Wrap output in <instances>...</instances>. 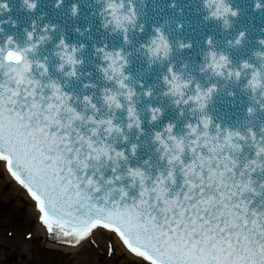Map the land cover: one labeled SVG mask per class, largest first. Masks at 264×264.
I'll return each mask as SVG.
<instances>
[{
	"label": "snow or ice",
	"instance_id": "obj_1",
	"mask_svg": "<svg viewBox=\"0 0 264 264\" xmlns=\"http://www.w3.org/2000/svg\"><path fill=\"white\" fill-rule=\"evenodd\" d=\"M0 227L264 264V0H0Z\"/></svg>",
	"mask_w": 264,
	"mask_h": 264
},
{
	"label": "rangeland",
	"instance_id": "obj_2",
	"mask_svg": "<svg viewBox=\"0 0 264 264\" xmlns=\"http://www.w3.org/2000/svg\"><path fill=\"white\" fill-rule=\"evenodd\" d=\"M8 227L10 230L14 227L15 225H5ZM3 227H0V240L3 239ZM19 235V233H17ZM7 243V248H0V255L1 257L3 254H9V252L15 253L18 258H20V255L22 254L23 256L30 257V255L37 256L38 261L35 263H56V264H81V261L85 259V257L81 256L78 252L70 255L66 254H53L49 249L48 246L46 245L47 243L43 242L40 243L36 246L33 247L32 250H29V246L23 244L19 239L15 242L13 241H5ZM42 258V261H39V258ZM98 259V257H97ZM34 262V261H32ZM2 263H7V261L2 260L0 264ZM29 263V261L27 262ZM124 264V262H122Z\"/></svg>",
	"mask_w": 264,
	"mask_h": 264
},
{
	"label": "flooded vegetation",
	"instance_id": "obj_3",
	"mask_svg": "<svg viewBox=\"0 0 264 264\" xmlns=\"http://www.w3.org/2000/svg\"><path fill=\"white\" fill-rule=\"evenodd\" d=\"M50 250V249H49ZM52 252V250H50ZM53 254H57L59 255V253H55L54 251L52 252ZM15 253L13 252H9V254H3V256L1 257L0 255V262L2 260L7 261V263H2V264H42V263H35L38 261L37 256H33L30 255V257H27V259L25 260L22 254L20 255V258H18L16 255H14ZM29 261V263H27ZM34 261V262H32ZM39 261H42V258H39ZM43 264H56V263H43Z\"/></svg>",
	"mask_w": 264,
	"mask_h": 264
},
{
	"label": "bare ground",
	"instance_id": "obj_4",
	"mask_svg": "<svg viewBox=\"0 0 264 264\" xmlns=\"http://www.w3.org/2000/svg\"><path fill=\"white\" fill-rule=\"evenodd\" d=\"M47 243V242H46ZM47 246L49 249L52 250V252L54 251L55 253H60V254H74L77 251L73 250V249H69V248H65V247H56V245H49V243H47ZM103 246V242H101V247Z\"/></svg>",
	"mask_w": 264,
	"mask_h": 264
},
{
	"label": "water",
	"instance_id": "obj_5",
	"mask_svg": "<svg viewBox=\"0 0 264 264\" xmlns=\"http://www.w3.org/2000/svg\"><path fill=\"white\" fill-rule=\"evenodd\" d=\"M247 22V21H246ZM252 23L256 26V27H260V19L259 17H257L255 20L252 21ZM49 245H52L53 243H50L48 242ZM54 245V244H53ZM56 245V244H55ZM56 247H62V246H59V245H56Z\"/></svg>",
	"mask_w": 264,
	"mask_h": 264
}]
</instances>
